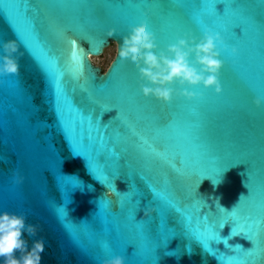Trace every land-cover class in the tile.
<instances>
[{
	"label": "water",
	"instance_id": "95a60500",
	"mask_svg": "<svg viewBox=\"0 0 264 264\" xmlns=\"http://www.w3.org/2000/svg\"><path fill=\"white\" fill-rule=\"evenodd\" d=\"M142 21L157 55L220 33L222 92L177 81L170 103L144 97L119 58ZM7 40L24 55L19 75L0 74V212L38 225L23 238L43 239L41 264H264V0H0V57ZM111 43L102 71L91 57ZM180 206L218 223L185 231Z\"/></svg>",
	"mask_w": 264,
	"mask_h": 264
},
{
	"label": "clouds",
	"instance_id": "9594fccd",
	"mask_svg": "<svg viewBox=\"0 0 264 264\" xmlns=\"http://www.w3.org/2000/svg\"><path fill=\"white\" fill-rule=\"evenodd\" d=\"M114 34H116L114 29L109 31V36ZM218 43L222 44L218 34L205 31L199 43L191 39L190 46L189 40L179 39L177 43L168 46L167 55L164 52L157 55L155 36L149 30L148 22L144 21L133 26L129 34L123 36L119 58L136 64L140 79L147 82L141 85L144 97H154L163 103H170L173 89L168 86L177 81L182 87L185 84L203 85L206 89L214 88L217 95L222 92L219 75L223 62L219 59ZM2 47L4 54L0 57L2 60L0 74L19 75V61L24 53L19 50L15 40L5 41ZM231 51L233 55L237 53L235 47ZM193 53L195 63L200 66L199 70L189 62V57ZM181 94L188 99L195 95L186 90ZM255 104L259 107L261 100L256 99ZM37 231L38 225L26 224L25 214L6 210L0 212V259L3 260V264H41L43 239L35 240L29 250L28 243L23 238L25 232L29 236H35ZM17 252L20 253L19 257L16 256ZM103 264H124V258L115 256Z\"/></svg>",
	"mask_w": 264,
	"mask_h": 264
},
{
	"label": "snow or ice",
	"instance_id": "6c2138e0",
	"mask_svg": "<svg viewBox=\"0 0 264 264\" xmlns=\"http://www.w3.org/2000/svg\"><path fill=\"white\" fill-rule=\"evenodd\" d=\"M189 19L192 21V25L194 26V28H202L205 27V17L204 16H190ZM144 22V21H142ZM191 29L189 30V32L187 34H191ZM222 41V45H224L225 47H227V43L225 41V39L220 35V33H217ZM34 42L35 45L38 47V49L40 50V54L41 56L45 57L48 61H54V67L55 68H59V64H58V60L57 58L54 56V54L52 53L50 47L47 45V42L44 41L39 33H34ZM76 52L75 50L72 53L71 56V60L73 62V64L76 62ZM39 67L41 68V70L50 78L51 76V72L49 70V66L47 63L42 62L41 60L37 59L35 57ZM82 67V65H81ZM59 80L61 82V86H63V80H64V73L61 72L59 73ZM77 112L80 113V110L77 108ZM82 114V113H80ZM169 200H171V202L169 203L168 201H165L166 205L168 208L175 210L177 205H176V201L172 200L171 198H169ZM181 207V214L183 216V220H182V224L181 227L185 230V231H189V227L191 228H196L198 229L201 233L206 231L207 229H210L213 227L214 224L218 223V221H216L213 217H207V216H200L198 215L195 211H186L183 206ZM192 205L189 204L188 208L191 209ZM223 225H221L222 227ZM144 227V226H143ZM209 243L211 244L212 241L210 240Z\"/></svg>",
	"mask_w": 264,
	"mask_h": 264
},
{
	"label": "rangeland",
	"instance_id": "374dc122",
	"mask_svg": "<svg viewBox=\"0 0 264 264\" xmlns=\"http://www.w3.org/2000/svg\"><path fill=\"white\" fill-rule=\"evenodd\" d=\"M115 48V43H111L109 46L104 48L102 54L96 57H91L92 62L101 67L102 71H104L115 54Z\"/></svg>",
	"mask_w": 264,
	"mask_h": 264
}]
</instances>
